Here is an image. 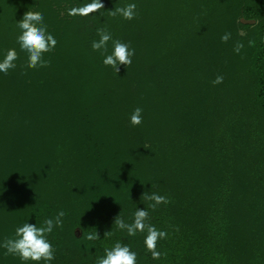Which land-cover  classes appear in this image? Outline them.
Returning a JSON list of instances; mask_svg holds the SVG:
<instances>
[{"label": "trees", "instance_id": "trees-1", "mask_svg": "<svg viewBox=\"0 0 264 264\" xmlns=\"http://www.w3.org/2000/svg\"><path fill=\"white\" fill-rule=\"evenodd\" d=\"M91 2L0 0V60L13 47L19 55L0 72V244L63 210L47 237L51 264H96L117 241L137 264H264V0H102L87 17L67 14ZM128 3L135 19L110 14ZM29 10L58 41L49 67H25L17 23ZM99 27L130 42L131 66L103 64L91 47ZM136 107L143 123L133 127ZM153 192L171 203L152 211ZM138 208L168 232L159 260L146 233L114 224ZM5 251L0 264H25Z\"/></svg>", "mask_w": 264, "mask_h": 264}, {"label": "clouds", "instance_id": "clouds-1", "mask_svg": "<svg viewBox=\"0 0 264 264\" xmlns=\"http://www.w3.org/2000/svg\"><path fill=\"white\" fill-rule=\"evenodd\" d=\"M104 8L102 0H92L80 7H72L68 10L69 16H83L87 17L90 14L99 12ZM63 15V13H61ZM113 17L121 16L125 20H133L137 17L136 3H128L122 7L115 8L110 13ZM17 27L21 30L17 36V43L20 50L27 54L26 68L36 69L49 67L51 61L45 59L46 53L54 51L58 41L54 34L48 31V25L45 23V18L42 12L27 11L23 18L18 21ZM98 40H93L91 47L93 51L99 52L103 57V64L106 67H111L117 73L120 72V66H131L135 56V49L131 47L130 42H124L120 39L113 38V35L106 27H99L96 29ZM231 38V33L226 32L221 36V41L227 43ZM111 42L112 51L109 53L108 45ZM253 41H249L252 46ZM244 48L241 41H237L234 45V52L240 54ZM19 59L16 48L7 50L4 58L0 60V72L7 75L10 70L17 67L16 61ZM26 75V72L21 73ZM224 76L218 74L212 81L213 85L223 83ZM143 123V108L136 107L130 114V124L133 127L139 126ZM144 199L152 201L148 205L152 211H155L161 204L171 203L167 196L158 193L145 194ZM148 208H138L134 214L131 223H127L124 218L118 215L115 220V226L127 232L128 236H136L137 233H146L144 244L148 252L154 260H159L167 253H162L157 250L159 240L167 239V230H160L155 225L151 224L150 212ZM66 213L61 210L54 218H46L42 226L26 222L22 226H17L13 237H6L0 247H3L5 255H13L18 257L22 262H37L44 261L45 264H51L55 259V248L48 240L54 228L63 227V217ZM176 231H179L177 227ZM89 240L99 239L98 233H90L87 236ZM104 255L96 260V264H137V253L131 249L128 244L117 241L111 248L104 249Z\"/></svg>", "mask_w": 264, "mask_h": 264}, {"label": "rangeland", "instance_id": "rangeland-1", "mask_svg": "<svg viewBox=\"0 0 264 264\" xmlns=\"http://www.w3.org/2000/svg\"><path fill=\"white\" fill-rule=\"evenodd\" d=\"M242 20H243V21H246V20H244V18H242ZM248 21L253 22L254 19H248ZM241 32L245 33V32H246V29H241ZM13 159H15L14 156H13ZM26 161H27V159H26ZM31 184H32V183H31ZM23 185H24V184H23ZM26 185H28V184L26 183ZM24 186H25V185H24ZM26 187H27V186H26ZM75 232H76L78 235H81V234H82V230H81L80 226H77V227L75 228Z\"/></svg>", "mask_w": 264, "mask_h": 264}]
</instances>
